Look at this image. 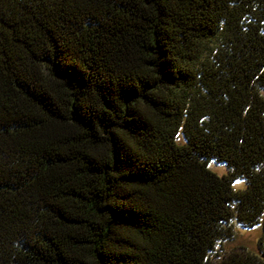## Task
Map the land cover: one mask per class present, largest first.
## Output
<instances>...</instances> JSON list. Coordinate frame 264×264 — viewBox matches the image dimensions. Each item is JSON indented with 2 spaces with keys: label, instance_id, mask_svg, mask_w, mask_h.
<instances>
[{
  "label": "trees",
  "instance_id": "trees-1",
  "mask_svg": "<svg viewBox=\"0 0 264 264\" xmlns=\"http://www.w3.org/2000/svg\"><path fill=\"white\" fill-rule=\"evenodd\" d=\"M0 264H264V0H0Z\"/></svg>",
  "mask_w": 264,
  "mask_h": 264
},
{
  "label": "rangeland",
  "instance_id": "rangeland-1",
  "mask_svg": "<svg viewBox=\"0 0 264 264\" xmlns=\"http://www.w3.org/2000/svg\"><path fill=\"white\" fill-rule=\"evenodd\" d=\"M208 169L215 172L217 175L225 174L226 169L222 164H216L210 162L208 164ZM234 189H244L245 182L243 180H237L232 184ZM236 237L230 242H225L223 244V249L228 251L233 248L243 247L249 252H256L257 240L261 236L260 227H255L252 229H242L235 226Z\"/></svg>",
  "mask_w": 264,
  "mask_h": 264
}]
</instances>
